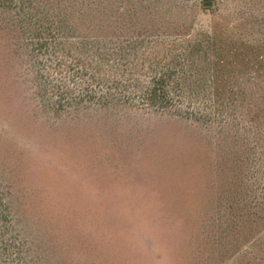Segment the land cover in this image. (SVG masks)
Listing matches in <instances>:
<instances>
[{"label": "rangeland", "instance_id": "374dc122", "mask_svg": "<svg viewBox=\"0 0 264 264\" xmlns=\"http://www.w3.org/2000/svg\"><path fill=\"white\" fill-rule=\"evenodd\" d=\"M23 1L0 5V264H264V0ZM49 24L145 39L133 63L113 57L122 80L211 50L177 67L171 110L68 106L57 87L82 82L53 66L67 54L37 51Z\"/></svg>", "mask_w": 264, "mask_h": 264}, {"label": "trees", "instance_id": "16d2710c", "mask_svg": "<svg viewBox=\"0 0 264 264\" xmlns=\"http://www.w3.org/2000/svg\"><path fill=\"white\" fill-rule=\"evenodd\" d=\"M30 1V0H28ZM44 2V5H49L52 0H40ZM61 0H53L55 3H59ZM23 0H0L1 6L14 7L21 5ZM202 9L213 8L211 0H202ZM49 24L48 26L39 27L35 32L36 47L40 53H46L52 51L55 55H60L57 58L62 61H57L53 66H57L59 73L63 76L70 78L71 80H79L82 82L80 87L76 84L75 87H69L65 83L58 89L62 88L63 94H66V104L68 106L85 105V104H98L101 106L110 105H133L134 101L140 102L142 105L152 107L154 109H169L171 110L175 97L178 98L180 95L173 93L170 84L174 83V76H177V70L181 63L185 61L189 65H194L196 56H203L208 59L209 50L211 47L202 44L203 40L199 39L194 43H190L186 47L182 48L176 53L166 52L164 58L158 60L153 64L152 71L138 70L128 64H125L123 72L127 74L128 79H119L117 73H114L112 67H116V62L112 63V59L115 55L123 58L125 55H129V63H133L130 56L140 59L144 52H139L140 44L145 42V39L138 40L135 37L133 39L128 38L121 42H101L89 39H77L76 37H70L77 41H70L68 37L56 27ZM58 26V24H56ZM214 35V34H213ZM213 45V53L216 50L214 46L215 38L208 34L205 37ZM133 41V42H131ZM177 39H172V43L176 42ZM78 42V43H77ZM79 48L80 54L72 53L73 48ZM210 48V49H209ZM62 50V52H59ZM89 53H88V52ZM145 57V56H144ZM214 60L212 63V71H210V79L204 84L208 87L210 84V92L212 88L215 89L219 80L217 75H214L215 65L221 66L222 60L217 59L213 55ZM211 58V59H212ZM210 59V60H211ZM136 60V59H134ZM68 64V65H67ZM139 65H142L141 63ZM107 66V67H106ZM151 74V75H150ZM61 75V74H60ZM153 76V77H152ZM61 79H63L61 77ZM60 79V80H61ZM52 80V79H51ZM176 80V79H175ZM53 81V80H52ZM124 82H127L126 84ZM54 85L55 83L52 82ZM76 83V81L74 82ZM134 88L138 92H131L129 90H123L124 88ZM218 87V86H217ZM209 92V98H211ZM139 97L140 99H137ZM176 110V109H175Z\"/></svg>", "mask_w": 264, "mask_h": 264}]
</instances>
